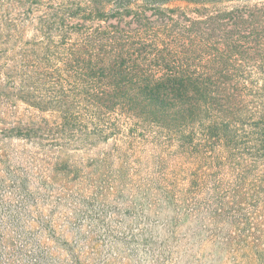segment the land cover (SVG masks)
Here are the masks:
<instances>
[{
    "label": "trees",
    "instance_id": "trees-1",
    "mask_svg": "<svg viewBox=\"0 0 264 264\" xmlns=\"http://www.w3.org/2000/svg\"><path fill=\"white\" fill-rule=\"evenodd\" d=\"M0 105L45 152L177 136L194 187L226 168L245 185L264 162V0H0Z\"/></svg>",
    "mask_w": 264,
    "mask_h": 264
},
{
    "label": "rangeland",
    "instance_id": "rangeland-1",
    "mask_svg": "<svg viewBox=\"0 0 264 264\" xmlns=\"http://www.w3.org/2000/svg\"><path fill=\"white\" fill-rule=\"evenodd\" d=\"M13 121L0 105V264H264V190L242 194L264 162L245 185L226 168L194 187L180 137L45 152Z\"/></svg>",
    "mask_w": 264,
    "mask_h": 264
}]
</instances>
